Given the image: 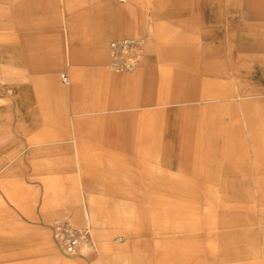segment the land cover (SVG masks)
<instances>
[{
  "label": "rangeland",
  "instance_id": "rangeland-1",
  "mask_svg": "<svg viewBox=\"0 0 264 264\" xmlns=\"http://www.w3.org/2000/svg\"><path fill=\"white\" fill-rule=\"evenodd\" d=\"M107 1L111 0H20L18 13L21 17L14 21L8 0H0V32L2 26L4 30L7 27L5 46L0 52V77L2 75L4 81V84L0 81V89L8 106L0 111V264H160V257L163 264H182L184 261L188 264H214L215 261V264H225L224 256L226 260L231 259L229 264L255 260L264 263V191L260 192L264 188L261 181L264 166L259 159V150L254 147V139L264 133L261 125L264 117V0H252L255 4L252 17L247 15L244 0H112L114 5L106 8L104 3ZM172 3L174 8L170 11L199 16L200 23L213 22L214 16L218 23H223L229 15L232 23L237 24L236 29L232 27L231 40L240 43L234 39L240 34L245 35L241 44L246 46L247 54L253 55V59L241 68L233 61L225 64L224 58H214L216 64H211L213 58L200 57V68L209 70L201 85L215 86L216 90L227 88L234 94L231 97L201 98L198 104H167L151 106L147 110L152 113L159 107L168 110L169 141H179L181 137L172 139L170 135L182 133L188 144L174 148L185 151L166 155L142 153L145 160L140 162L128 160V154H120V165L126 167L118 169L56 168L55 157L62 158L63 165L68 155L53 151L38 152L34 158L29 156L31 146L41 147V150L50 146L52 150L54 145L79 144L74 133L80 129V119L78 115H72L68 120V129L73 132L70 141L58 136L62 130L53 126V119L49 120L46 135L40 129H34L35 117L40 121L47 116V108L45 103L38 101L44 91L31 86L33 74L21 62L26 58L14 56L16 44L20 49L26 47L15 40V35L27 32L23 25L38 24L34 27L35 32L61 33L64 45L65 38L69 37L67 34L72 31L71 24L78 27L80 23H86L87 30L83 32L88 34V41L84 53L107 66L109 42L118 36L132 34H97L95 22L122 18L132 23L146 22L145 32L151 33L156 12H159L157 7L163 4L171 7ZM5 6L8 15L1 12ZM28 28L32 30L33 27ZM235 30L237 35L234 36ZM172 34L189 36L187 32H181V28ZM133 35L145 38L142 34ZM163 35L165 33H161L162 38ZM197 43L203 49L209 48L212 41L191 42L192 45ZM147 44L146 40V47ZM36 46L37 41H32L28 48ZM147 59L145 53L144 60ZM205 62L208 64L202 65ZM107 70L113 78L130 75ZM63 73H66L64 69L59 72V80L67 87L69 85L61 82ZM16 78L24 85V94L29 90L28 102H24L20 110L11 102ZM170 84L167 83L163 90L169 99L173 91ZM239 91L245 93L241 98L237 97ZM118 96L117 82H109L104 88V107ZM107 109L104 114L112 112ZM87 115L96 118L94 111ZM129 123L120 120L119 128L145 131L160 128L159 123L152 120L139 122L140 127L134 126L138 122ZM85 124L84 129L92 134L99 127L96 120L85 121ZM233 132H238L242 145L231 152ZM91 139L95 137L88 138ZM80 156L77 154L74 159L79 162ZM165 156L166 161L163 160ZM119 188L133 192L125 196L137 199H104L117 196L111 194V189ZM90 201L96 206L91 224L82 214ZM248 218L261 223L244 227L234 225L246 223ZM57 220H67L80 231L83 240L77 255H65L57 246L50 227ZM241 228L247 229L244 233L237 232ZM166 230L174 232L165 235ZM165 236L186 240L203 236L200 244L204 246L198 248L194 240L178 241V247L160 250L158 254L156 241ZM243 252L249 254V258L234 259Z\"/></svg>",
  "mask_w": 264,
  "mask_h": 264
},
{
  "label": "crops",
  "instance_id": "crops-1",
  "mask_svg": "<svg viewBox=\"0 0 264 264\" xmlns=\"http://www.w3.org/2000/svg\"><path fill=\"white\" fill-rule=\"evenodd\" d=\"M8 3L7 6L13 10L11 18L14 19V21H19L21 17L18 13L19 5L21 4L20 0H8ZM253 3L252 0H244L245 8L248 10V17H252L251 10L254 7L253 5H255ZM104 4H106V8H109L110 5H114L112 0L107 1ZM163 5L157 7L159 12H156V19L153 23L154 29L151 33L145 32L147 29L146 22L132 23L123 18L115 19L110 22H95L94 30L97 34H106L108 36L121 33H131L132 35L125 34L129 36H134L133 34H142L145 35V40L148 42L147 47L145 46V53L148 56L147 61L143 60L145 62L139 66L137 71L135 70L136 72L134 71L132 74L130 73V75H122L116 78H113L108 73L107 68L109 67L108 65L105 66L103 61L93 60L89 58L91 56H88L87 52L84 53L83 49L84 47H87L86 41H88V34L83 32L84 30H87L86 23H80L78 27L71 24L72 31L67 34L69 37L65 38L64 45V38L61 33L55 31L35 32L33 31L34 27L37 28L36 26L38 24L30 26L27 24L23 25V29L26 27L27 32L19 36L15 35V40L21 41V46H26L27 48L23 47L20 49L16 44V48L13 49L15 53L14 56L26 58L21 59V62L28 68V72L33 74V78L30 81L32 84L31 86L34 89L44 91L42 96L39 95L38 101L40 104L45 103L46 105L44 106L47 108V116H44L40 121L36 120L37 118L35 117L36 122L33 123L34 129H40L43 135H46L45 131L50 127L49 120L53 119L55 122L53 126L62 130L58 136H62L64 139H69L72 137L73 132L68 129V120H70L72 115H78L80 119L78 123L80 129H78L77 134L74 133V135L79 138V144L77 143L73 145L66 143L65 145H54L53 148L51 147L52 150L49 149L50 146L42 147L43 150H41V147L31 146V150L28 151L29 156L34 158L35 154L38 152L53 151L55 153H65L68 155L66 156L67 160L63 161V165H61L62 158L59 156L55 157L56 168L118 169L126 167L120 165V154H128V157H126L128 160L140 162L145 160V158L140 155L142 153H164L166 155L168 152L185 151L179 148H174L178 145L179 147H183V144H188L186 140H183L182 133L181 135H170V138L172 139L178 136L181 137L179 141L174 143L172 140L169 141V134L166 129L168 110L163 109L162 107H159V109L153 113L147 110L151 108V106H163L167 104H198L200 103L199 100H201V98L215 99L216 97H220L225 99L231 97L234 94L227 91V88L216 90L215 86L212 88V86L205 87L201 85L202 80L205 79L204 74L209 72V70L200 68V57L213 58L211 64H216L214 58H224L225 64L228 62L232 63L233 61V63H237L236 66L241 68L242 65L247 64L248 60H251V58L253 59V55L247 54L246 46L241 44L242 38L243 41L246 38L245 35L242 37V34H240L238 38L234 39H238L241 41L240 43L235 44L231 40L233 36L231 35L233 30L232 27H235L234 29H236L237 24L232 23L229 15H227L223 23H218L215 16L213 22L200 23L198 20L199 16L194 17L193 15L188 14L178 15L177 13L170 11L171 8H174V3H172L173 6L171 7H165ZM5 9H7L6 6L1 12L4 13L3 15H8V11L5 12ZM101 16L102 15L99 14V17ZM201 18L205 19L207 16H201ZM28 27L33 28L31 30ZM179 28H181V32H187L189 36L171 35V33L176 32ZM2 29L3 30L0 32V52H2V48L5 46L4 35L7 32V27L4 30V27L2 26ZM240 31H242V29ZM234 32V36L235 34L237 35V31L235 30ZM161 33H165L163 38L161 37ZM13 38L14 37L11 39L13 40ZM200 40L212 41V44L209 48L203 49L199 47L198 43L196 45L191 44V42H199ZM32 41H37V46L33 49H29V42ZM70 50L72 51V54H70ZM16 61H18V59ZM203 62L204 61H202V63ZM220 62L223 63L222 59H220ZM206 64H208V62H205L202 65ZM62 69L66 71V73L63 74H66L69 78L68 83H63L69 85L67 87H63L59 80V72ZM210 70L211 72L217 71ZM2 79L3 77L1 75L0 81L4 84ZM19 81L20 78H16V90L13 92L11 102L12 105L18 107L20 110L23 107V103L25 102V104H27L28 102L27 94H29V90L24 94V85L19 84ZM188 81L193 84L191 86L187 85L185 82ZM61 82H63L62 77ZM109 82H117L119 96L111 99V101L106 103V107H104V88L108 86ZM170 82L173 91L171 92L169 99L167 93L163 92V90L167 88V83ZM177 83L181 84L178 85ZM8 88V90H11L10 87ZM20 89L23 91H20ZM2 92L3 91L0 89V111L8 107L3 101ZM72 92H74V95ZM62 93L64 94L63 97ZM206 95L207 97H204ZM243 95H245V93L239 91L237 97L241 98ZM184 98L187 100H184ZM105 108H108L107 110L112 112L110 114H104ZM92 111L95 112L96 118H90L87 115V112ZM115 111L119 113H115ZM90 120H96L98 123L97 126H99L93 134L92 131L84 129V127H86L85 121L89 122ZM104 120H110L111 122H106ZM120 120L130 121L129 124L138 122L134 125L135 127H140L141 123L139 122L152 120L159 123L160 128L159 130L151 129V131L140 130L139 128L121 129L119 128ZM261 125H263V131L264 117ZM162 126L164 128H162ZM88 127L89 126H87V128ZM231 135L230 150L232 152L238 147H241L242 141L238 136V132H233ZM34 136L35 135H33V137ZM37 136H39L38 133ZM90 137H95V139L89 141L88 138ZM254 140V147L259 150V159L264 166V133H261L260 136H257ZM169 146L171 148H169ZM77 154H81V161L79 162L74 159ZM163 160L166 161V156ZM261 181L264 183V177L261 178ZM111 190V194L117 196L105 197L104 199H137V197L134 196H125L127 192L124 189L119 188ZM260 190V192H262L264 191V188ZM130 193L134 194L133 192ZM130 193L127 194L129 195ZM83 199L86 200V197H83ZM95 208L96 206L90 201L82 212L83 218L90 224L95 218ZM57 221L69 222L67 220ZM260 223V221L258 222L257 220L248 218L246 223H236L234 225H241V227H244L259 225ZM53 224L50 227H52ZM246 229L247 228H241L237 232L244 233L243 231ZM169 232L172 233L174 231L166 230L163 233L167 235ZM191 240L198 243V248L204 246L200 244V240H203V236H193ZM191 240H186L182 237H161L160 240L156 241V247L159 251L158 254L161 252L160 250L178 247V241L182 243ZM224 257L225 264L226 262L229 264L231 259L226 260V256ZM247 258H249V254L246 252L234 257L236 260H245ZM160 264H163L161 257ZM182 264H188V262L184 261ZM243 264L264 263L255 260V262L252 261Z\"/></svg>",
  "mask_w": 264,
  "mask_h": 264
},
{
  "label": "built area",
  "instance_id": "built-area-1",
  "mask_svg": "<svg viewBox=\"0 0 264 264\" xmlns=\"http://www.w3.org/2000/svg\"><path fill=\"white\" fill-rule=\"evenodd\" d=\"M145 38L129 35L112 39L108 45V67L115 73H132L145 58ZM63 83L69 78L62 74ZM54 238L60 250L68 256L77 255L82 244L80 231L69 222L56 221L52 226Z\"/></svg>",
  "mask_w": 264,
  "mask_h": 264
}]
</instances>
